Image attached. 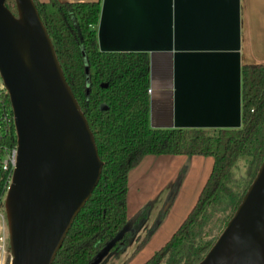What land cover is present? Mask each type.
Segmentation results:
<instances>
[{
    "label": "water",
    "instance_id": "95a60500",
    "mask_svg": "<svg viewBox=\"0 0 264 264\" xmlns=\"http://www.w3.org/2000/svg\"><path fill=\"white\" fill-rule=\"evenodd\" d=\"M101 51L150 55L153 128L242 124L241 0H101ZM0 0V77L17 135L6 191L7 264H53L104 161L35 0ZM138 213L97 254L99 264ZM196 264H264V159Z\"/></svg>",
    "mask_w": 264,
    "mask_h": 264
},
{
    "label": "trees",
    "instance_id": "16d2710c",
    "mask_svg": "<svg viewBox=\"0 0 264 264\" xmlns=\"http://www.w3.org/2000/svg\"><path fill=\"white\" fill-rule=\"evenodd\" d=\"M53 40L65 76L94 133L102 173L91 197L72 224L53 264H91L128 222L130 171L146 155L184 154L213 157L212 171L196 203L171 235L144 264H196L214 244L204 230L215 212L226 225L236 211L264 159V62L242 64V124L236 128H153L150 124V55L148 52H107L98 45L97 25L102 1L35 0ZM6 5L17 15L16 0ZM0 207L8 172L6 148L17 145L12 105L7 90L0 94ZM6 116V119H4ZM248 156L246 176L235 179L233 168ZM186 167L169 191L177 192ZM177 186V187H176ZM174 198V197H173ZM165 206V205H164ZM146 226L150 204L139 212L131 231L112 247L138 244L134 256L162 224L167 209ZM145 234H139L141 229Z\"/></svg>",
    "mask_w": 264,
    "mask_h": 264
},
{
    "label": "rangeland",
    "instance_id": "374dc122",
    "mask_svg": "<svg viewBox=\"0 0 264 264\" xmlns=\"http://www.w3.org/2000/svg\"><path fill=\"white\" fill-rule=\"evenodd\" d=\"M250 6L251 0H241L242 64L264 62V55L259 51L255 42L258 38L264 39V31L256 32L255 22L257 17L253 14ZM256 6L260 9L263 8L264 0H258ZM3 90H5V88L0 77V94ZM146 156L147 159H151L153 167L146 175L147 185L142 187V191L138 192L139 195L136 197L134 201L135 203L132 201V198L130 199L132 205L129 208V218H133L136 215L135 213L138 211L137 209H139L137 208L139 201H142V206H140L142 208L146 204L151 205L150 213L146 222L147 227L152 225L164 205L163 210L167 209L165 218L160 227L153 233L149 243L144 248L140 249L136 255L131 257L136 245V239L134 238L130 240L125 249L117 252H110L101 262H99V264H144L170 239L171 235L194 206L198 195L211 173L213 164V158L210 156L195 157L197 159L192 167H189V161L186 159L182 163V166L184 165V168H187L185 175L181 178L183 183L180 181L178 187L176 186L177 192L175 196L173 193L168 197L172 185L176 179L180 177L179 174L182 169L180 163L182 162V159H176L173 155L168 154H150ZM171 158L175 159L171 160ZM248 160V156L241 157L237 162V165L233 168L236 180L241 181L246 176ZM135 169L136 168L132 169L131 173H133V170ZM5 194L3 195L2 200H4ZM0 212L3 215V217L0 218V235L5 236V240H7L4 210L2 207H0ZM224 216L225 214L222 212H215L213 214L205 227V238H214L219 231L224 228L225 224L222 221ZM140 232L144 234V228H142ZM10 256V249L6 241L4 250L0 249V264H7L10 261Z\"/></svg>",
    "mask_w": 264,
    "mask_h": 264
},
{
    "label": "crops",
    "instance_id": "0c3cea01",
    "mask_svg": "<svg viewBox=\"0 0 264 264\" xmlns=\"http://www.w3.org/2000/svg\"><path fill=\"white\" fill-rule=\"evenodd\" d=\"M43 2H48L49 0H41ZM61 2H76V1H99V0H60ZM258 4V0H251V9H252V12L253 14L256 15V32H263L264 31V7L263 8H259L258 6H256ZM256 6V7H255ZM256 42V46L259 48V51L262 52V55H264V39H261V38H258L257 41L255 40ZM242 46V45H241ZM241 61H242V51H241ZM243 63V62H242ZM256 63V62H254ZM167 155V154H165ZM168 155H173V157H175L176 159H182V162L180 163V167L183 168L184 165L182 166V163L188 159L189 161V167H192L196 161L197 158L195 157H208V156H203V155H192V156H187V155H184V154H168ZM147 156H145L141 161L140 163L135 166L134 168H136L135 170H133V173L132 170L130 171V174H129V183H128V194H127V209H128V217H129V208L130 206L132 205V201L134 202L136 197L139 195L138 192L142 191V187L147 185V177L146 175L151 171L152 167H153V163L151 161V159H147L146 158ZM172 157V156H171ZM182 157V158H181ZM211 157V156H210ZM175 158H171V160L175 159ZM213 158V157H212ZM205 162V161H204ZM214 162V160H213ZM140 165V166H139ZM212 167H213V164H212ZM133 168V169H134ZM187 171V170H186ZM212 171V170H211ZM183 183V181H182ZM182 185V184H181ZM199 196V195H198ZM168 197H169V193H168ZM132 198V201H130V199ZM198 198V197H197ZM142 201H139V204L137 206V209L138 211H136V213H138L142 207L141 203ZM135 203V202H134ZM192 209V208H191ZM190 212V211H189ZM135 213V214H136ZM187 216V215H186ZM168 218V216H167ZM130 219V218H129ZM184 220V219H183ZM165 224V222H164ZM163 224V225H164ZM181 224V223H180ZM162 225V226H163ZM160 227V226H159ZM158 227V228H159ZM179 227V226H178ZM145 231V229H144ZM140 235H144L142 234V232H139ZM153 236V235H152ZM151 236V238H152ZM151 238L149 239V241L151 240ZM149 241L146 243V245L149 243ZM138 242L136 240V245H135V248L137 246ZM145 245V246H146ZM144 246V247H145ZM143 247V248H144ZM135 250V249H134ZM136 255V254H135ZM127 261V259H126ZM126 263V262H125Z\"/></svg>",
    "mask_w": 264,
    "mask_h": 264
},
{
    "label": "built area",
    "instance_id": "2783aa9c",
    "mask_svg": "<svg viewBox=\"0 0 264 264\" xmlns=\"http://www.w3.org/2000/svg\"><path fill=\"white\" fill-rule=\"evenodd\" d=\"M151 90V89H150ZM4 119H6V116H4ZM17 145L12 146L11 148H6V154L3 158L2 161V165L3 168L6 169V171L8 172V179L6 182V191L9 187V184L11 182V178H12V174L16 165V161H17ZM3 217L2 213L0 212V218ZM7 240H5V236L0 235V249L4 250V246H5V242Z\"/></svg>",
    "mask_w": 264,
    "mask_h": 264
}]
</instances>
